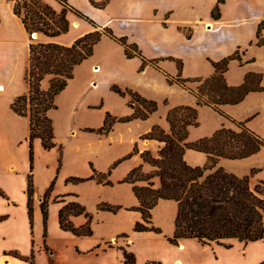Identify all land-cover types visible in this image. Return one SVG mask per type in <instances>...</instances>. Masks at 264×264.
Wrapping results in <instances>:
<instances>
[{
  "label": "crops",
  "instance_id": "1",
  "mask_svg": "<svg viewBox=\"0 0 264 264\" xmlns=\"http://www.w3.org/2000/svg\"><path fill=\"white\" fill-rule=\"evenodd\" d=\"M43 1L57 11L62 8L57 0ZM65 1L90 18L96 28L68 11L69 31L74 33L71 39L63 43L59 37L64 33L55 37L44 36V41L69 45L89 31L109 28L115 37H125L127 43L135 44L146 60L155 62L142 65L141 57H127L123 45L102 35L92 54L74 67L72 78L55 97L56 107L47 111L56 144L50 151L57 155L59 150L61 157L57 181L48 196L54 203L50 211L54 215H50L47 233L76 241L73 244L79 252L100 254L113 249L117 264H124L122 249L133 254L134 264H174L175 261L180 264H264V217L261 239L247 243L229 239V248L213 243L203 245L194 238L179 239L177 245L169 243L166 238L173 234L176 202L168 199H159L151 209V222L160 230L159 233L133 231L134 223L141 220L136 210H122L123 213H132L127 217L128 223H118L117 228L109 233H97L96 224L91 222V235L76 236L60 229L57 222L58 209L68 201H77L74 194H79V200L85 202L77 186L66 183L65 179L70 176L88 178L85 183H89L94 192L98 186H107L106 181L123 183L129 187L133 201L118 203L122 207L137 205L132 185L122 180L138 165L144 172L152 170L140 153L148 150L155 156L161 143L141 136L154 125L169 132L166 113L172 107L184 105L197 109V125L187 127V142L209 137L220 127L238 130L233 121L244 122L249 130L264 139V27L260 44L256 37L258 23L264 20V0ZM13 3L0 0V190L5 195H0V264H29L25 258L31 254H34L33 264H38L44 257L56 260V251L48 243L49 236H42L40 202L59 159L58 156L56 159L47 156L49 159L43 165L46 178L40 183L36 179L37 168H40L38 157L49 150L42 149L38 138L33 140L35 158L30 227L26 191L29 118L16 114L11 108L14 98L28 90L24 72L30 40L19 17L12 12ZM215 6L218 8L217 17L211 15ZM38 35L35 33V38ZM235 52L238 57L230 59L224 71L225 83L238 86L246 75L256 74L260 76L258 85L262 89L249 91L238 103L221 104L222 114L208 105H196V97L189 89L167 81V76L177 75L185 79L208 77L214 72L211 62ZM43 82L44 79L41 87ZM47 86L48 81L43 83L44 89ZM112 86L155 101L156 110L145 119L116 121L106 134L86 130L101 126L106 113L118 118L133 112L128 105L130 96L114 92ZM186 86L195 89L197 82L188 81ZM183 159L191 166L207 163L204 152L190 148L184 150ZM116 161L121 164L101 182L91 178L94 174L91 165L97 174L102 175ZM216 165L236 176H247L250 187L264 183V147L244 158L219 157ZM157 186L158 180H154V187ZM261 197L264 198V192ZM168 202L174 205L169 207L173 208L169 216H158V207ZM70 219L75 226L86 222L84 215ZM87 239L91 242H86ZM108 243L111 247L107 246ZM150 244H158L168 250V259L151 254ZM42 245L48 248V254L40 249ZM5 252H16L22 258ZM102 264L108 263L104 261Z\"/></svg>",
  "mask_w": 264,
  "mask_h": 264
},
{
  "label": "trees",
  "instance_id": "2",
  "mask_svg": "<svg viewBox=\"0 0 264 264\" xmlns=\"http://www.w3.org/2000/svg\"><path fill=\"white\" fill-rule=\"evenodd\" d=\"M62 8L56 12L50 5L42 0H20L13 3L12 12L19 17L28 34V64L24 72V80L28 84L26 93L14 98L11 103L12 110L29 118V134L27 137L29 152V172L27 174V214L32 227V194L33 181V140L38 138L43 150L55 147L53 125L47 111L55 108V97L65 88L67 81L73 76V69L93 52L94 45L102 35H107L118 41L124 47L127 57L138 56L144 65L154 60H146L135 44L127 43L125 37H115L109 28L94 29L76 39L69 45L52 41H38L31 34L37 33L45 37H55L69 30L70 23L66 18V10L90 23L94 28L96 24L79 10L67 5L65 0H57ZM102 5V3L100 4ZM213 17L218 16L215 6L211 12ZM264 20L258 23L256 30L257 43L262 42L261 29ZM238 57L237 52L226 56L216 62H211L214 72L205 78L185 79L179 75L167 76L169 83H178L189 89L196 97V105H208L222 114L221 104H235L240 102L251 90H261L258 85L259 75L248 74L244 82L238 86H229L224 80V71L230 59ZM48 77L46 89L41 87V81ZM195 81V89L188 88L186 82ZM253 83L255 85L253 86ZM111 89L124 96H130L128 105L133 108L130 115L113 117L106 113L103 124L95 129H86L97 134H106L115 121L127 122L135 118L145 119L156 109V102L147 100L136 92L121 90L116 86ZM197 109L193 106H175L168 109L166 120L169 132L160 126L154 125L149 132L143 134V139H153L161 143L157 156L150 151L140 153L142 160L148 163L152 170L143 172L141 165L131 169L123 178V182L132 185V191L138 204L128 209L136 210L141 220L136 221L132 230L135 232L160 230L151 222V209L159 199H168L176 202L174 230L167 241L177 245L179 239L194 238L203 245H221L229 248V239H237L247 243L261 239L263 236L262 218L264 217V183L259 182L250 187L248 177H239L217 166L219 157L238 159L247 157L264 147V139L249 130L244 122L233 121L238 130L220 127L209 137H203L193 142H187V127L197 125ZM186 148L204 152L207 163L202 166H191L183 159ZM136 152V149H133ZM105 177L94 173L91 178L101 182ZM157 177L158 186L154 187L151 180ZM86 178L69 177L67 181L80 182ZM144 182V183H140ZM105 183H108L107 181ZM52 185V184H51ZM50 185V187H51ZM0 195L5 196L0 190ZM48 192L43 194L40 202L42 221V236H46ZM111 212L120 207L109 204L98 206ZM84 215L86 222L75 226L71 222L72 216ZM57 222L60 229L76 236L92 234L90 216L76 201H68L57 212ZM120 236H125L121 234ZM111 247V244H107ZM98 247V246H97ZM22 258L16 252H5ZM124 264H134L132 253L122 249ZM25 260L32 264L27 258Z\"/></svg>",
  "mask_w": 264,
  "mask_h": 264
},
{
  "label": "rangeland",
  "instance_id": "3",
  "mask_svg": "<svg viewBox=\"0 0 264 264\" xmlns=\"http://www.w3.org/2000/svg\"><path fill=\"white\" fill-rule=\"evenodd\" d=\"M17 1H20V0H17ZM51 8L53 9V7H51ZM55 11L58 12L57 10H55ZM68 11L69 10H66V13ZM73 35H74V33L72 31L68 30V32H66L64 35L60 36L59 38L64 43V42L69 41ZM44 38H45L44 36L39 34L37 36L36 40L44 41ZM46 81H48V77L44 78L43 83L46 84ZM43 83H42V88H43ZM156 108H157V106H156ZM55 113H57V112H55ZM113 124H112V126H113ZM112 126H111V128H112ZM49 151L40 153V155H39L40 158L38 157L40 168H37V173H36V179L39 180L40 183H42L46 178V172H45L46 168H45V166H43L44 161L46 159H49V158L56 159L58 156L59 160L56 164V167L52 171L49 186L45 190V192H48V196H49L50 192L52 191L54 184L57 181V177H58V173H59V166H60V157H61V152L59 150H58L57 155H55V153H52L53 151H50V152ZM49 155L51 157L48 158L47 156H49ZM131 156H130V158H131ZM152 156H154V155H152ZM156 156H157V154L155 155V157ZM34 158H35V155H34V150H33V165L32 166H34ZM28 164H29V160H28ZM120 164H121V162L118 164V162L116 161L111 166V168L109 170L103 172V174L105 176L108 174L110 175L113 172V170H115V168L118 167ZM145 167L148 168V165H146ZM91 168L94 171V173H98V171H96L92 167V165H91ZM141 169L143 171L142 166H141ZM28 172H29V169H28ZM31 174L33 176V169L31 171ZM70 177H73V176H70ZM68 178L69 177H67L65 179L66 183L74 184V186H77L76 189L78 190V192L83 194L82 197H84L85 202L83 203L79 200V197H80L79 194H74L77 196L76 202H78L84 208L85 212H87L89 214V216H90V227H91V222L96 224V227L98 228L97 233H99V232L100 233H109V232H111L117 228L118 223L119 224H122V223L127 224L128 223L127 217H130V214H132V213H129V212L123 213L122 210H125V211L130 210L128 208H130L132 206L122 207L121 204L118 203V202H131V201H133V197H132V195L130 193V189L127 185H124L123 183H118V182L116 184L113 182H108L107 186L96 187L97 190H96V192H94L93 190H91L92 188L90 187L89 183H85L86 180H88V178H86V180L80 181V182L67 181ZM151 180L154 182V180H158V179H157V177H153ZM32 181H33V179H32ZM140 183H144V182H140ZM50 185H51V187H50ZM104 203L109 204V205H113V206H118L120 208L116 212H111V211L101 209L98 207L100 204H104ZM165 204L166 205H162V206L158 207V210L156 212L158 216H161L163 218H165L168 214H170L169 212H171L173 210V208L171 210V208H169V207L170 206L174 207V205H172L171 202H168ZM53 205H54V203H52V200H50L47 197L46 236L47 235L49 236L48 243L56 251V256H55L56 260L53 261V259L51 260L50 257H47V258L44 257L45 259L43 258L42 262H40L38 264H102L104 261H105V263H108V264H117L118 259L115 257V250H113V249L107 250L106 253H100V254H96L93 251L88 252V253L87 252H79L78 249L76 248L75 244H73V242H76V241L71 240V239L60 238L57 234H54V233L49 235V231L47 233V229H48V224H49V220H50V215L51 214L54 215L53 213L50 212ZM71 222H72V220H71ZM75 240H78V239H75ZM84 241H86V240H84ZM86 242H91V241H89V239H87ZM150 247L151 248H149V249L153 251V252H150L151 254L155 253V254H157L158 257L163 258V260H164V258L168 259L169 255H170L168 250H165L162 246H160L158 244H150ZM40 249H43L45 251V253L48 254V252H47L48 248L45 247V245L40 246ZM33 256H34V254H31L30 257H27L28 260L30 259L32 261V264H33Z\"/></svg>",
  "mask_w": 264,
  "mask_h": 264
},
{
  "label": "bare ground",
  "instance_id": "4",
  "mask_svg": "<svg viewBox=\"0 0 264 264\" xmlns=\"http://www.w3.org/2000/svg\"><path fill=\"white\" fill-rule=\"evenodd\" d=\"M174 264H180V262L179 261H175V263Z\"/></svg>",
  "mask_w": 264,
  "mask_h": 264
},
{
  "label": "water",
  "instance_id": "5",
  "mask_svg": "<svg viewBox=\"0 0 264 264\" xmlns=\"http://www.w3.org/2000/svg\"><path fill=\"white\" fill-rule=\"evenodd\" d=\"M32 35H33L32 38H35V33H33Z\"/></svg>",
  "mask_w": 264,
  "mask_h": 264
},
{
  "label": "built area",
  "instance_id": "6",
  "mask_svg": "<svg viewBox=\"0 0 264 264\" xmlns=\"http://www.w3.org/2000/svg\"><path fill=\"white\" fill-rule=\"evenodd\" d=\"M11 1L16 2L17 0H11Z\"/></svg>",
  "mask_w": 264,
  "mask_h": 264
}]
</instances>
